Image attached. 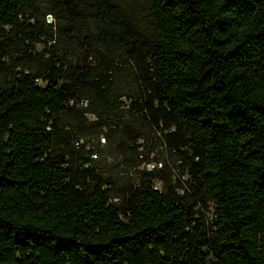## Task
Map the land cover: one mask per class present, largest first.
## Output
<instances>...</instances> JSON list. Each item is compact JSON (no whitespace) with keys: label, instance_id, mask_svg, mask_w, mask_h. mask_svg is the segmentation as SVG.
I'll return each mask as SVG.
<instances>
[{"label":"trees","instance_id":"1","mask_svg":"<svg viewBox=\"0 0 264 264\" xmlns=\"http://www.w3.org/2000/svg\"><path fill=\"white\" fill-rule=\"evenodd\" d=\"M143 1L0 0V264H264V0Z\"/></svg>","mask_w":264,"mask_h":264},{"label":"built area","instance_id":"2","mask_svg":"<svg viewBox=\"0 0 264 264\" xmlns=\"http://www.w3.org/2000/svg\"><path fill=\"white\" fill-rule=\"evenodd\" d=\"M123 101H126L125 98H123ZM80 105L87 107L88 103L87 102H83ZM129 108V106L127 107ZM86 116L91 120V121H98L99 118L95 115H90V114H86ZM165 133H168V131H165ZM83 142V141H81ZM94 142L100 146H104L107 144V139L104 135H100L98 136ZM76 146L80 145V142L75 143ZM142 150V149H141ZM157 154V150L154 151L151 154V159L150 161H145L141 166H139L137 169H135L136 171H147V172H156L160 169H163L165 167V161L163 159H155V156ZM97 158V156L95 154L92 155V159ZM133 170V171H135ZM131 171V175L133 174ZM173 173H174V177L176 180H179V182H181V184L184 186V188H187V183L189 180V175L187 172H183L180 169H173ZM162 187V182L156 180L153 183V188L155 190H160ZM181 193H184V190H182ZM114 202H118V199H115Z\"/></svg>","mask_w":264,"mask_h":264},{"label":"rangeland","instance_id":"3","mask_svg":"<svg viewBox=\"0 0 264 264\" xmlns=\"http://www.w3.org/2000/svg\"><path fill=\"white\" fill-rule=\"evenodd\" d=\"M116 4H118L126 14L129 16H132L138 23H144L146 17H144L145 13V6H144V1L143 0H112ZM47 22L48 23H54V18L49 15L47 16ZM143 25V24H142ZM145 24L143 25V27ZM38 50L41 48V46L37 47ZM106 153H110V149L107 150ZM110 155V154H109ZM107 154H102V156L98 157V163L101 164L102 166L110 169L111 166H116L119 162L120 159L115 158L113 156H109ZM111 172H108L107 174H110ZM113 176H120V169H116L115 172H112ZM123 180V179H122Z\"/></svg>","mask_w":264,"mask_h":264}]
</instances>
